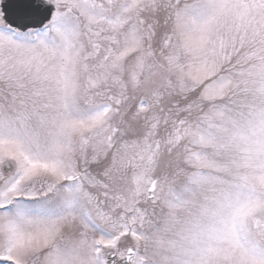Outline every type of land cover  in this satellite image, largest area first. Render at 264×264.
Returning <instances> with one entry per match:
<instances>
[{
    "label": "snow or ice",
    "instance_id": "6c2138e0",
    "mask_svg": "<svg viewBox=\"0 0 264 264\" xmlns=\"http://www.w3.org/2000/svg\"><path fill=\"white\" fill-rule=\"evenodd\" d=\"M0 264H264V0H0Z\"/></svg>",
    "mask_w": 264,
    "mask_h": 264
}]
</instances>
